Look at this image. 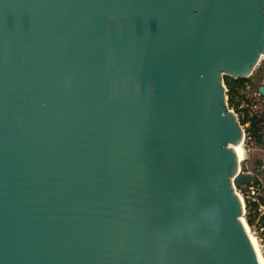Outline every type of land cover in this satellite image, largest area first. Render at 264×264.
Masks as SVG:
<instances>
[{"label":"water","instance_id":"95a60500","mask_svg":"<svg viewBox=\"0 0 264 264\" xmlns=\"http://www.w3.org/2000/svg\"><path fill=\"white\" fill-rule=\"evenodd\" d=\"M263 55L264 0H0V264H259L223 77Z\"/></svg>","mask_w":264,"mask_h":264},{"label":"rangeland","instance_id":"374dc122","mask_svg":"<svg viewBox=\"0 0 264 264\" xmlns=\"http://www.w3.org/2000/svg\"><path fill=\"white\" fill-rule=\"evenodd\" d=\"M262 64L263 62L260 64V67L262 66ZM260 67L258 66V68H256L253 71L252 75L249 77V79L252 80L255 88L246 89V91L240 92L239 95L244 96L245 100L242 101V100L235 98V102L237 104L235 106L236 109H229L234 114H235L234 111L237 110L236 111L237 114L235 115L238 120L239 119L243 120V114L245 111L249 112V117L253 115L261 119V125H260L261 130L260 131H261V136H262V142L260 144H257L255 140L252 137H250V135L244 140L248 160H246L244 163L241 164V169L249 170L253 174H258V171L261 168L262 164H261L260 155L262 154L261 152L262 149H264V97L257 90L259 86L262 84L263 82L262 79L264 77V67L262 71L260 70ZM244 134H245V131H244ZM257 246L260 252V256L262 260L264 261V258L261 255L258 242H257Z\"/></svg>","mask_w":264,"mask_h":264},{"label":"trees","instance_id":"16d2710c","mask_svg":"<svg viewBox=\"0 0 264 264\" xmlns=\"http://www.w3.org/2000/svg\"><path fill=\"white\" fill-rule=\"evenodd\" d=\"M223 84L225 86L226 96L227 98V105L229 109H236V102L235 98L244 101V96H240V92L246 91V89H254L255 86L251 79H238L234 80L229 77H223ZM258 90V89H257ZM237 111V110H236ZM235 114H237V112ZM240 126L244 129L245 134L250 135L257 144H260L262 142V136H261V119L251 115L249 117V112L245 111L243 114V120H238ZM251 183H257L256 175L251 176L247 175L246 171L244 169L241 170L240 174L235 178L234 180V187L237 190H242L244 186H248ZM260 204L264 205V200L260 201ZM252 209L256 210L257 205H252ZM257 215V213H255ZM255 217L252 214H249L246 216V220L249 226L254 225ZM261 221L264 219L263 217L260 218ZM264 228V226H263Z\"/></svg>","mask_w":264,"mask_h":264},{"label":"built area","instance_id":"2783aa9c","mask_svg":"<svg viewBox=\"0 0 264 264\" xmlns=\"http://www.w3.org/2000/svg\"><path fill=\"white\" fill-rule=\"evenodd\" d=\"M264 63V55L261 56L258 66L261 63ZM257 66V67H258ZM249 135L244 134L243 142H242V147L245 151V157L244 159L239 163L240 165V172H241V164L244 163L247 158V151L245 149V143L244 140L247 138ZM249 139V138H248ZM236 193L238 194L242 204H243V219L248 227L249 232L256 238L258 241L261 255L264 258V221H261L260 218L264 216V205L260 204L261 200H264V182L261 181L259 178H257V183H251L248 186H244L242 190H237L235 188ZM257 205V209L253 210L252 205ZM257 213V215H255ZM249 214H252L255 217V222L254 225L249 226L246 220V216Z\"/></svg>","mask_w":264,"mask_h":264},{"label":"bare ground","instance_id":"6f19581e","mask_svg":"<svg viewBox=\"0 0 264 264\" xmlns=\"http://www.w3.org/2000/svg\"><path fill=\"white\" fill-rule=\"evenodd\" d=\"M233 148H234V151H235V153H236V155H237V157H238V161L241 162V160H243L244 157H245V151H243L244 149H242V144L237 145V146H235V147H233ZM241 221L243 222L244 227H245V230H246V232H247V234H248L249 240H250L252 246H253L254 249H255L256 256H257V258H258V262H259V264H264V261L262 260V258H261V256H260V252H259V250H258V246H257V242H258V241H257L256 238H255V237L249 232L248 227H247L246 223L244 222V219H243V218L241 219Z\"/></svg>","mask_w":264,"mask_h":264},{"label":"crops","instance_id":"0c3cea01","mask_svg":"<svg viewBox=\"0 0 264 264\" xmlns=\"http://www.w3.org/2000/svg\"><path fill=\"white\" fill-rule=\"evenodd\" d=\"M264 64V63H263ZM262 64V66L260 67V65H259V67H260V70L262 71L263 70V67H264V65ZM258 68V67H257ZM262 84L259 86V88L260 87H264V77H263V79H262ZM258 88V89H259ZM263 96V95H262ZM264 97V96H263ZM262 154L260 155V159H261V168L259 169V171H258V174H253V173H251V171H249V170H245L246 171V174L247 175H251V176H254V175H256V179L257 178H259L261 181H263L264 182V149H262ZM263 196H264V193H263ZM263 218H264V216H263ZM262 221H264V219L262 220Z\"/></svg>","mask_w":264,"mask_h":264},{"label":"clouds","instance_id":"9594fccd","mask_svg":"<svg viewBox=\"0 0 264 264\" xmlns=\"http://www.w3.org/2000/svg\"><path fill=\"white\" fill-rule=\"evenodd\" d=\"M208 221H209V223H211V221L213 220V217L212 216H208Z\"/></svg>","mask_w":264,"mask_h":264}]
</instances>
